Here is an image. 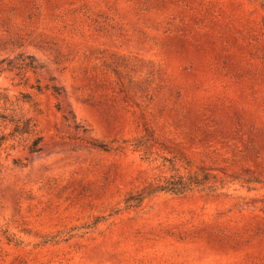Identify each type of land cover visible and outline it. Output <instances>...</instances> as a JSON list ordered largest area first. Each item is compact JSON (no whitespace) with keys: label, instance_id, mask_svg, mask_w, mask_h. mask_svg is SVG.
<instances>
[{"label":"rangeland","instance_id":"374dc122","mask_svg":"<svg viewBox=\"0 0 264 264\" xmlns=\"http://www.w3.org/2000/svg\"><path fill=\"white\" fill-rule=\"evenodd\" d=\"M3 60L0 264H264V0H0Z\"/></svg>","mask_w":264,"mask_h":264},{"label":"trees","instance_id":"16d2710c","mask_svg":"<svg viewBox=\"0 0 264 264\" xmlns=\"http://www.w3.org/2000/svg\"><path fill=\"white\" fill-rule=\"evenodd\" d=\"M27 58L30 60L29 62H25L17 67L21 71H26L28 69L36 71L41 67L37 63L34 56L28 55ZM4 62V60L0 61V66ZM8 66L9 68H15L12 65ZM36 88L38 91L42 90L41 85H38ZM57 93L59 94L60 92L57 90ZM0 119L6 120L7 117L3 114H0ZM10 121L14 122L15 124L14 133L24 135L31 134L32 132H34V128L31 126V121L29 119L23 121L22 119H10ZM77 128L79 127L77 126ZM42 140V136L36 138L33 141L30 149L32 151H39V144ZM91 144L103 150H110L113 148L110 144L104 142L91 141ZM132 145L137 150H141L144 151L146 154H150L148 153L150 151L148 149L147 136L135 138V142ZM172 164L173 167H176L175 161H173ZM182 167L186 170V174L178 172L174 175H171L170 177H166L161 183L150 182L140 191L130 193V195L125 199V208L131 209L139 207L142 205L145 199L153 197L160 193H169L181 196L199 189H208L210 191H216L219 188H225L228 183L237 179V177L234 176L221 178L218 176V174L213 173L211 169L206 168L205 166L195 165V163L190 159H185L183 161ZM252 181V179H244L243 182L250 183Z\"/></svg>","mask_w":264,"mask_h":264}]
</instances>
